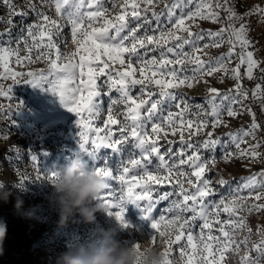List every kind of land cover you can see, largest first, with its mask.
Returning <instances> with one entry per match:
<instances>
[{
  "label": "snow or ice",
  "instance_id": "snow-or-ice-1",
  "mask_svg": "<svg viewBox=\"0 0 264 264\" xmlns=\"http://www.w3.org/2000/svg\"><path fill=\"white\" fill-rule=\"evenodd\" d=\"M44 2L45 0H41V3ZM0 3L10 9L11 18L27 16L26 12L18 10L13 0H0ZM158 3L165 5L164 10L159 13L154 10ZM193 3L194 0H124L122 11L109 18L104 0H53L56 14L66 18L72 42L76 45L75 52L64 57L68 63H58L61 53L56 38L60 35L62 26L57 19L31 5V11L35 13L37 20L22 30L23 39H17L15 48L11 47V29L0 32V37H9V40L0 42V64L4 69V74L0 75V98H9L11 92L10 88L5 89L3 86L4 80L19 81L27 75L32 77L27 82L33 86L51 85L50 90L58 93L61 103L80 117L78 123L95 134L96 138L90 139L88 134L81 132L84 143H91L96 148L104 146L116 149L131 141L133 147L139 151L140 159H131L130 164L134 169L141 168L142 174L132 175L128 179L130 169L125 166L118 178L121 184L126 185L127 193L134 202H145L143 209L151 217L159 202H168L166 212L170 218L160 214L152 227L162 233L163 225L164 229L175 233L171 246L186 235L187 244L180 246L181 258L187 254L186 249L189 246L194 253L197 251V244L193 243L197 237L191 229L198 226V242L202 246L199 249V264H219V260L224 258L221 254L229 252L230 246L248 250V254L242 258L243 264H260L264 259V237L257 243H251L249 238L253 230L247 223V217L238 213L264 211V203H259L264 200V169L250 177L241 178V182L232 189L235 196L231 201L223 196L218 201L211 199L215 192L206 172L210 170V166H214L216 157L213 155L211 158H204L201 149L213 152L221 141L214 139L213 132L209 131L208 138L203 142H193L191 138L206 129L209 126L208 121H185L183 115L189 111V104L184 97H178L169 90L185 84L191 88L197 77L203 79L216 72L222 73L220 82L223 83L225 77L231 73L230 78L236 83L227 92L221 93L219 89L211 86L208 88L206 103L209 106L208 115L213 118L211 126L215 129L222 124L221 117L224 113L228 117H236L239 113L235 106L239 105L240 112L246 111L252 117V123L247 130H241L242 135L229 134V142L236 151L231 153L225 150L224 158L230 160L235 156L247 161L248 165L264 163V154L259 151L261 143L256 138V132L264 128V125L257 121L252 107L244 103L250 96L249 90L241 83L244 77L249 81L257 79L254 75L256 70H259V79L264 82V67H261L264 62L256 59L254 52L248 50L252 45L248 38L249 25L246 22V17L251 15H258L260 21L264 22V6L254 5L241 15L230 0H197L195 10L189 7ZM221 11L226 14L227 22L218 30L193 33L192 25L197 18L220 23ZM99 21H102L101 26L94 27ZM2 22L3 17H0V23ZM7 23L12 25L13 19H9ZM225 35L228 37L226 41ZM204 40L209 43L201 45L200 42ZM224 43L229 45L227 53L209 62L201 58L200 53L204 49L219 48ZM20 44L24 45L27 52L23 58L19 54ZM34 52L36 59L46 60L51 69L49 75L55 76V80L48 79L43 73L37 75L11 71L9 65L13 56L15 63L21 65L25 62L31 63ZM149 52H158L159 55L146 58ZM76 56L79 57L78 62H72ZM233 57H236L238 63L235 67H229ZM186 63L194 65L190 77L184 74L186 70L182 67H175ZM242 66L244 76L241 75ZM101 77H106L103 83L109 94L113 91L119 94L116 99L109 96L103 135H100V128L92 129L91 121L82 115L87 113L88 117H99L104 110L101 102L102 85L98 83ZM204 82L208 83L207 80ZM137 85L140 86V95L134 96L132 89ZM148 85L159 88L158 99H153L156 93L146 91ZM251 99L261 101L260 108L264 113V84H255L251 89ZM177 100L179 103L175 107L180 111H169L164 116V103ZM120 105L123 109L118 107ZM200 110L203 111L202 108ZM118 116L123 119H118ZM149 124L150 132L147 130ZM108 125H120V138H113L114 133ZM169 132L173 136L179 132L178 151L173 150L172 141H167V147L162 151L164 146L159 141L162 136L167 137ZM247 137L256 142L247 144ZM242 143L247 144V147L242 148ZM153 158L159 163L154 170H149ZM183 166H187L190 171H186ZM219 184L227 185L228 182L221 178ZM153 185H169L171 190L163 191L153 199ZM242 192L247 195H241ZM250 199L255 203H248ZM222 213L227 214V219H221ZM214 226L218 235L213 234ZM262 229L264 228H258L257 234ZM242 232L247 235L236 240ZM252 251H255V257L251 256ZM203 253H208V256ZM188 264H191V257L188 258Z\"/></svg>",
  "mask_w": 264,
  "mask_h": 264
},
{
  "label": "rangeland",
  "instance_id": "rangeland-1",
  "mask_svg": "<svg viewBox=\"0 0 264 264\" xmlns=\"http://www.w3.org/2000/svg\"><path fill=\"white\" fill-rule=\"evenodd\" d=\"M170 2V0H166ZM194 0L193 5L189 7L195 10ZM238 14L243 15L254 5L264 6V0H230ZM18 7V10L27 13L26 17L9 16L10 9L0 3V17H3L0 23V32H7L11 29V47L17 46V39H23L21 33L26 28V25L37 20L34 12L31 11V5H35L40 12L51 16L58 20L62 26L60 35L56 38L57 46L61 53V60L58 63H68L65 56H70L75 52L76 45L72 42L70 26L67 24L66 18L58 16L54 10L53 0H13ZM124 0H104V6L108 8V16L111 18L115 14L122 11ZM165 8L164 3H158L154 10L161 12ZM151 18V11L148 13ZM221 22L212 23L209 20H200L197 18L195 24L192 25L193 33L201 32L202 30H218L226 21V14L221 11ZM9 19H13V24L7 23ZM163 19V17H162ZM246 22L249 25L248 38L251 41V47L248 49L254 52L256 59L264 62V22L260 21L258 15L246 17ZM102 21L95 23L94 27H100ZM155 24V21H153ZM238 26V25H237ZM225 35V41L227 40ZM9 40L7 35L0 37V42ZM31 42V41H29ZM201 45L209 43L208 40L200 42ZM20 56L23 58L27 55L23 44H20ZM187 50V49H186ZM229 51V45L224 43L223 46L209 47L200 53L201 58L206 61H213L221 54ZM239 51V48H237ZM152 55L158 57L159 53L149 52L146 58H151ZM55 58V57H53ZM79 57L73 58L72 62H78ZM238 63L236 57H233L229 67H235ZM10 69L13 72L21 73H43L48 79L55 80V76L49 75L51 69L45 59H36L35 52L33 53V61L25 62L21 65L15 63V57L10 60ZM178 69L181 67L186 70L187 76H192V68L194 65L186 63L183 66H175ZM264 67V63L261 64ZM4 74L3 65L0 64V75ZM241 75L244 76V68L241 67ZM254 75L257 79L249 81L244 77L241 81L243 87L249 90V100L244 101L246 105L252 107L256 113V119L264 125V113L261 112L259 100L251 99V89L256 83H262L259 77L261 73L256 70ZM221 72H216L212 76H205L203 79L197 77L196 81L192 82V87L187 84L170 89L169 91L182 96L189 104V111L184 113L185 121L193 120L199 122L201 120L208 121V127L203 129L201 133L193 136V142H203L207 139V132H213V138L221 141L213 152L201 149V155L204 158L216 157L214 166H210V170L206 172V176L210 179L211 185L214 188L215 195L211 197L213 200H219L221 196L226 197L227 201H231L235 196L232 189H235L237 184L241 182V178H247L264 169V163L255 162L248 165V162L242 159L235 158L225 160V150L235 153L234 145L229 142V134H241V130H247L252 123V117L246 111L240 112L239 105L235 106L238 111L236 117H228L224 113L221 117L223 123L215 129L212 128L213 118L208 115L209 106L206 100L209 96L208 88L215 87L221 93L227 92L233 88L236 81L231 79V73L225 77L224 82H220ZM139 78V74H137ZM30 76H23L19 81L11 79L2 81L5 89L10 88L9 98H0V188L10 191L7 202H0V220H3L6 225L9 222H15L22 227V232L27 240L32 242V253L27 264H56L58 257L69 250L81 245L91 246L97 245L106 237H111L119 240L124 247H134L137 250L145 241H149L152 245L160 246L162 253L161 264H188V258L191 257V264H199L201 253L199 249L202 247L199 244L200 228L194 226L191 231L197 237L193 243L197 244V251L194 253L191 247H187L186 255L181 258V245H186V235L181 237V240L171 246L175 233L163 227L162 233L152 227L159 219L160 214H164L166 218H170L166 212L168 205L167 201H161L157 205L153 216L147 214L143 205L145 202H134L127 193L126 185L121 184L119 174L122 168L127 166L130 169L128 179L132 175H141V168H132L131 159H140L139 151L133 147L131 141L126 142L118 148L101 146L94 147L91 143H84L81 137V132L89 135L90 139H95V134L88 128L83 127L78 123L80 119L76 113L70 111L64 104L61 103L58 93L50 90L51 85L33 86L27 82L31 80ZM106 77H101L98 83L102 85L101 102L103 111L99 117H88L87 113H82L88 120L91 121V128H100L103 135L105 130V121L107 119V107L109 104V96L116 99L119 94L115 91L108 93L107 86L104 85ZM207 80L208 83H205ZM77 83L79 80L76 81ZM157 95L153 99H158L159 88L155 85H148V89ZM134 96L140 95V86L137 85L132 89ZM175 102H165L163 107V115L166 116L169 111L178 112L180 109L175 107ZM197 105L200 107L198 108ZM183 106V105H182ZM123 109V106H118ZM203 109L201 112L200 109ZM118 119H123L118 116ZM109 129L114 133L113 138L119 137L120 125H108ZM195 127V126H194ZM149 132L151 125H148ZM194 130V128H193ZM256 138L261 143L259 151L264 154V128L256 132ZM185 139H188V130H185ZM247 144H253L256 141L251 137L245 138ZM179 132L173 136L169 132L167 137L160 139L159 143L163 145L162 151L167 147V141L173 142V150H179ZM247 144H241V147H247ZM83 145V146H82ZM73 158H80L86 165L88 170L102 175L105 178L106 187L98 195L96 200L91 203V207H95L97 203L102 205V208L97 210L92 221H85L79 214H75L66 224H59V210L56 202L55 186L59 182V170L62 165ZM158 161L153 158L149 165V170H154L158 165ZM186 171H190L187 166H183ZM223 178L228 182L227 185H220L219 181ZM194 179V178H193ZM152 198L156 199L163 191L171 190L169 185H153ZM186 187H188L186 185ZM136 191V189H134ZM241 195H247L242 192ZM17 197L21 198L22 206L17 209ZM176 197H172L175 199ZM248 203H255L254 200H249ZM259 203H264L261 200ZM245 215L247 223L252 228L253 234L250 236L251 243H257L261 237H264V229L260 234H257L258 228H264V211L248 213H238ZM11 217L14 220H11ZM221 219H227V214L222 213ZM200 222L198 221L197 224ZM206 231V230H205ZM213 234L219 233L214 226ZM247 235L246 232L240 233L236 240L243 239ZM215 247V244H214ZM235 253V254H234ZM248 254V250L244 247L231 248L229 252L222 253L224 256L219 260V264H243L242 258ZM251 256L255 257V251H252ZM208 256V253H203ZM211 259V257H208ZM219 259V257H218ZM264 264V259L260 261Z\"/></svg>",
  "mask_w": 264,
  "mask_h": 264
},
{
  "label": "clouds",
  "instance_id": "clouds-1",
  "mask_svg": "<svg viewBox=\"0 0 264 264\" xmlns=\"http://www.w3.org/2000/svg\"><path fill=\"white\" fill-rule=\"evenodd\" d=\"M59 182L55 186L56 202L59 210V224H66L75 214L85 221H92L102 205L91 203L105 189L106 182L102 175L88 170L80 158H73L59 170ZM10 191L0 188V202H7ZM22 199L17 197L16 207L22 206ZM7 226L0 220V254L6 238ZM160 246L145 241L139 250L124 247L114 238L106 237L97 245L70 248L62 253L56 264H161Z\"/></svg>",
  "mask_w": 264,
  "mask_h": 264
},
{
  "label": "trees",
  "instance_id": "trees-1",
  "mask_svg": "<svg viewBox=\"0 0 264 264\" xmlns=\"http://www.w3.org/2000/svg\"><path fill=\"white\" fill-rule=\"evenodd\" d=\"M11 220L14 218L11 217ZM6 226L7 233L3 253L0 254V264H27L32 253V242L26 239L20 225L9 222Z\"/></svg>",
  "mask_w": 264,
  "mask_h": 264
}]
</instances>
